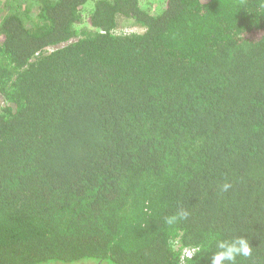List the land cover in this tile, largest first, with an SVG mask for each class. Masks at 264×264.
<instances>
[{
	"label": "trees",
	"instance_id": "obj_1",
	"mask_svg": "<svg viewBox=\"0 0 264 264\" xmlns=\"http://www.w3.org/2000/svg\"><path fill=\"white\" fill-rule=\"evenodd\" d=\"M160 5L0 0V264H264V0Z\"/></svg>",
	"mask_w": 264,
	"mask_h": 264
},
{
	"label": "clouds",
	"instance_id": "obj_2",
	"mask_svg": "<svg viewBox=\"0 0 264 264\" xmlns=\"http://www.w3.org/2000/svg\"><path fill=\"white\" fill-rule=\"evenodd\" d=\"M230 187L229 184H224V190ZM176 217L167 218L166 222L171 225L175 222ZM219 251L213 258L212 264H236L237 257H249L252 252V246L247 237H236L231 242L220 241L218 243Z\"/></svg>",
	"mask_w": 264,
	"mask_h": 264
},
{
	"label": "rangeland",
	"instance_id": "obj_3",
	"mask_svg": "<svg viewBox=\"0 0 264 264\" xmlns=\"http://www.w3.org/2000/svg\"><path fill=\"white\" fill-rule=\"evenodd\" d=\"M162 0H140V3L143 7L149 8L150 11L155 12L160 9V2ZM89 7H86L87 11ZM124 31L134 32V31H140L137 27H135L131 23H124L121 25ZM75 264H93L92 260H82Z\"/></svg>",
	"mask_w": 264,
	"mask_h": 264
},
{
	"label": "built area",
	"instance_id": "obj_4",
	"mask_svg": "<svg viewBox=\"0 0 264 264\" xmlns=\"http://www.w3.org/2000/svg\"><path fill=\"white\" fill-rule=\"evenodd\" d=\"M188 254H186V256H187Z\"/></svg>",
	"mask_w": 264,
	"mask_h": 264
}]
</instances>
